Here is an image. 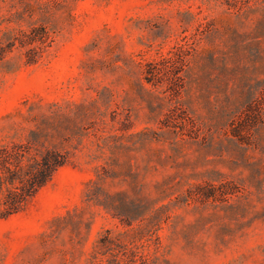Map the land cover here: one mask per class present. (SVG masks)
Returning a JSON list of instances; mask_svg holds the SVG:
<instances>
[{"label": "rangeland", "instance_id": "1", "mask_svg": "<svg viewBox=\"0 0 264 264\" xmlns=\"http://www.w3.org/2000/svg\"><path fill=\"white\" fill-rule=\"evenodd\" d=\"M0 49V156H60L0 264H109L106 229L121 264H264V0H0Z\"/></svg>", "mask_w": 264, "mask_h": 264}, {"label": "trees", "instance_id": "2", "mask_svg": "<svg viewBox=\"0 0 264 264\" xmlns=\"http://www.w3.org/2000/svg\"><path fill=\"white\" fill-rule=\"evenodd\" d=\"M39 31L40 37L32 35L33 32ZM26 37L20 39L22 46L31 44L38 39L41 42H45L48 38V31L45 26H34L30 33L25 34ZM10 47V46H9ZM43 46H33L27 51V62L33 63L36 60L37 53L42 51ZM0 53H4L6 49H0ZM35 54H32L34 53ZM181 87V83L178 80L176 82V92ZM59 155L57 153H46L43 156V161L40 166L32 169H21L20 164L9 161L7 156H0V216H6L19 209L24 194H30L32 191L44 184L48 180V176L51 174L57 163L60 162ZM153 217H149L150 219ZM118 237L111 235V231H106L100 236L96 245V253H94V261L97 262V254L108 255L109 252L111 258H108L109 264H121L123 261H136L137 259L145 261L148 256L142 252L136 250V246L124 245L125 252L120 253L115 251L113 247L118 243ZM126 246V247H125ZM129 251V253L127 252Z\"/></svg>", "mask_w": 264, "mask_h": 264}]
</instances>
